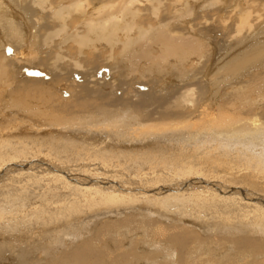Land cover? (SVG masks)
Returning a JSON list of instances; mask_svg holds the SVG:
<instances>
[{"label": "bare ground", "instance_id": "1", "mask_svg": "<svg viewBox=\"0 0 264 264\" xmlns=\"http://www.w3.org/2000/svg\"><path fill=\"white\" fill-rule=\"evenodd\" d=\"M239 1L0 0L1 256L264 264V0Z\"/></svg>", "mask_w": 264, "mask_h": 264}, {"label": "rangeland", "instance_id": "2", "mask_svg": "<svg viewBox=\"0 0 264 264\" xmlns=\"http://www.w3.org/2000/svg\"><path fill=\"white\" fill-rule=\"evenodd\" d=\"M235 1H238V0H235ZM241 4H242V6H244L243 5V2L240 0L239 1ZM102 66H104L103 64H99L98 65V67H97V69L98 68H101ZM35 72H37V71H35ZM44 76H46V75H44ZM74 77V76H73ZM72 77V78H73ZM34 78V77H33ZM33 78H31V79H33ZM31 79L30 78H28V79H25L24 80V82L25 81H28V80H30L31 81ZM73 81V80H72ZM149 81V80H148ZM165 81L164 80H161V79H157V81H156V85H161V88L162 89H165V90H167V92L165 93V94H167V93H169V90H171L172 88H173V85L170 87V88H168L167 86H165V85H163V83H164ZM172 82H175V81H172ZM141 86H145V85H141ZM24 87H25V84H24ZM149 95V94H148ZM63 99H65V98H63ZM20 102V100H18L17 101V103H19ZM24 105H26L27 103H23ZM119 108H118V114H126L127 113V115H130V113H132L131 112V110H130V108L129 107H127L126 105H124L123 104V102H121V105L120 106H118ZM109 112H104V115H106V117L110 120V119H112V120H114V121H116V122H118L119 123V125L118 126H120V125H123V124H125V122L126 121H128L124 116L125 115H122V116H117V117H115L114 115H112V114H108ZM111 116H113V117H111ZM150 127V126H149ZM91 132V131H90ZM93 132V134L92 135H94V136H96V135H98V134H96L97 132H95V131H92ZM83 135V133H81L80 134V137ZM86 136H87V134H85ZM86 136H84V137H86ZM119 136H123V134H121V135H119ZM152 137V135H150L149 134V138H151ZM164 144L165 143H163V144H161V145H163L164 146ZM144 147H150L148 144L147 145H145ZM78 223V222H77ZM78 228H77V231L80 229V228H82L83 229V227L81 226V225H79V226H77ZM2 231H5L4 229L2 230ZM63 236V233L61 232V234H60V237L59 238H61ZM10 242H12V240L10 239V237L8 236V235H6V234H4L3 236H0V246H6V244L7 243H10ZM22 253H23V249H22ZM9 253L8 252H6L3 256H1V250H0V264H21V263H14V261H9L8 259H7V257L5 258V256L6 255H8ZM16 255H19L18 253H16ZM12 256V255H11ZM239 264H241V263H239Z\"/></svg>", "mask_w": 264, "mask_h": 264}, {"label": "water", "instance_id": "3", "mask_svg": "<svg viewBox=\"0 0 264 264\" xmlns=\"http://www.w3.org/2000/svg\"><path fill=\"white\" fill-rule=\"evenodd\" d=\"M26 74H28L29 76H39L38 73H36L35 71H31V70L26 71Z\"/></svg>", "mask_w": 264, "mask_h": 264}]
</instances>
